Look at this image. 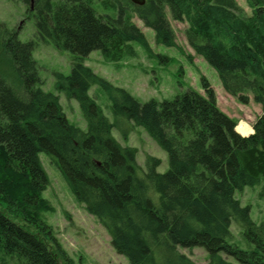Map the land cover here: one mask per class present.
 I'll return each mask as SVG.
<instances>
[{
  "label": "trees",
  "instance_id": "1",
  "mask_svg": "<svg viewBox=\"0 0 264 264\" xmlns=\"http://www.w3.org/2000/svg\"><path fill=\"white\" fill-rule=\"evenodd\" d=\"M27 6L41 38L71 54L70 75L56 74V89L76 100L87 122L72 125L59 96L45 92L33 58L34 42L0 23V52L18 79L0 70V247L26 264H73L42 221V192L49 177L40 160L47 154L76 199L99 219L118 254L130 264H196L179 248L203 247L208 264H264V224L236 198L264 182V0H18ZM188 24L189 44L217 72L224 90L242 104L250 95L263 107L254 133L243 136L237 122L217 104L202 78L204 94L189 89L174 100L142 103L99 77L84 60L100 51L108 62L122 59L136 42L152 54L138 17L158 44L176 47L168 19ZM101 87L116 123L89 95ZM143 127L167 152L169 170L150 159L145 172L137 150L113 136L117 121ZM29 223L32 227L25 224ZM233 222L252 250L229 242ZM225 256V257H224Z\"/></svg>",
  "mask_w": 264,
  "mask_h": 264
},
{
  "label": "rangeland",
  "instance_id": "2",
  "mask_svg": "<svg viewBox=\"0 0 264 264\" xmlns=\"http://www.w3.org/2000/svg\"><path fill=\"white\" fill-rule=\"evenodd\" d=\"M246 17L252 16V9L246 0H236ZM170 25L175 33L176 47L158 44L155 32L146 27L142 20L134 17L133 22L145 34L152 54L136 42L130 43L124 57L117 62H108L100 51L92 52L84 64L99 77L115 87L123 88L138 101L150 100L162 102L174 100L176 96L189 89L204 94L202 78L212 85L221 95L218 106L233 116L240 124L252 122L263 114L262 105L254 101L250 95L249 104H242L237 98L228 94L221 83L218 72L189 44L187 38L188 24L172 19L168 12ZM0 23L10 30H20L19 39L23 43L34 42L33 58L38 66V74L42 90L55 94L69 122L86 131L87 122L76 100L68 99L64 93L56 89V74H71L73 60L71 54L58 50L53 44L46 43L37 32L36 21L28 17L27 6L18 0H0ZM0 70L14 87L18 79L10 63L0 52ZM89 95L101 107L108 119L116 123L112 112V102L107 93L99 86H92ZM254 123V124H255ZM254 126V125H253ZM241 125L237 130L246 134ZM115 139L123 146L137 150L136 161L143 171L148 170L150 159H158L161 164L157 172L164 174L169 170V157L143 128L128 120L117 121L112 132ZM40 160L49 177V185L42 192L45 208L40 211L41 220L50 226L54 237L58 240L66 255L73 264H130L128 259L115 250L111 237L98 218L91 215L85 205L80 203L69 189L58 167L51 158L41 153ZM241 205L250 208L252 220L258 225L264 224V182L255 187H246L236 193ZM26 225L32 227L29 223ZM229 242L243 250H252L244 238L242 228L236 222L231 226ZM179 251L196 264H208V252L203 247L192 249L179 248ZM225 257V256H224ZM232 264H240L232 257H225ZM0 264H26L21 258L6 254L0 247Z\"/></svg>",
  "mask_w": 264,
  "mask_h": 264
},
{
  "label": "crops",
  "instance_id": "3",
  "mask_svg": "<svg viewBox=\"0 0 264 264\" xmlns=\"http://www.w3.org/2000/svg\"><path fill=\"white\" fill-rule=\"evenodd\" d=\"M216 92H217V100H218V104H219V101H220V97H221V95L219 94V91L216 89ZM219 108L224 112V113H226L228 116H230L231 118H233V116L232 115H230L229 114V112L228 111H226L225 109H223L222 107H220V105H219ZM254 123L255 122H252V121H248V122H246V124H240L239 126H241V125H243L244 126V130H245V133L246 134H242V133H240L238 130V132L241 134V135H243V136H245V137H247V136H250L251 134H253L254 133V129H253V125H254ZM239 126H237V128L239 127Z\"/></svg>",
  "mask_w": 264,
  "mask_h": 264
},
{
  "label": "water",
  "instance_id": "4",
  "mask_svg": "<svg viewBox=\"0 0 264 264\" xmlns=\"http://www.w3.org/2000/svg\"><path fill=\"white\" fill-rule=\"evenodd\" d=\"M135 4H137V5H143V4H145V1L146 0H132Z\"/></svg>",
  "mask_w": 264,
  "mask_h": 264
}]
</instances>
